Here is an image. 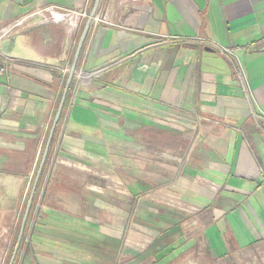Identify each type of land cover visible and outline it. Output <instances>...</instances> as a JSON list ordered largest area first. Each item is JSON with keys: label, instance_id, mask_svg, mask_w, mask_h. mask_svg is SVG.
Wrapping results in <instances>:
<instances>
[{"label": "crops", "instance_id": "crops-1", "mask_svg": "<svg viewBox=\"0 0 264 264\" xmlns=\"http://www.w3.org/2000/svg\"><path fill=\"white\" fill-rule=\"evenodd\" d=\"M87 1L0 0V31L44 12L1 44L0 264L78 45L41 19ZM97 15L76 69L102 74L61 113L18 264H264V0H101Z\"/></svg>", "mask_w": 264, "mask_h": 264}, {"label": "built area", "instance_id": "built-area-1", "mask_svg": "<svg viewBox=\"0 0 264 264\" xmlns=\"http://www.w3.org/2000/svg\"><path fill=\"white\" fill-rule=\"evenodd\" d=\"M44 12L42 11H35L33 13H31V15L29 16H25L19 20H17V22H15L14 24H12L10 27L2 29L0 31V76H4V74L7 71L8 65H9V58L6 56L4 50H2V42L4 39L8 38L11 36V34L20 26H23L24 24H26L28 21H30L32 18L34 17H41L43 18ZM48 16L46 18H44L43 20L41 19V23L42 24H61V23H65V25H67L68 28L71 29H81V26L85 24V22L89 19V13H88V1H87V5L86 7L83 8V10H66V9H61V10H55V11H48ZM107 20L104 17H100L99 15H96L94 18H92L91 24H90V29L88 31L87 37L89 34H91V32L96 29L95 27L102 25V24H106ZM261 52L264 53V39L261 41V47L259 49ZM222 52L227 53L229 55H232L233 53L231 52V50L229 49H222ZM69 64H66L65 67H63V69L60 70L61 73H63V76H68L69 75V70H70ZM75 76L73 78V81L76 82L73 84L74 89L72 90V93L70 94V99H69V106L68 109L71 108L74 104H75V97L78 93V90L81 87H86L89 86L92 81H94L96 78H98L101 74L102 71H93L91 72H85L83 71L82 68H77L75 71ZM84 76H90V78L87 81H83L82 77ZM72 81V82H73ZM72 85H70L71 87ZM70 90V91H71ZM30 185L26 187L25 192L28 193V189H29Z\"/></svg>", "mask_w": 264, "mask_h": 264}, {"label": "water", "instance_id": "water-1", "mask_svg": "<svg viewBox=\"0 0 264 264\" xmlns=\"http://www.w3.org/2000/svg\"><path fill=\"white\" fill-rule=\"evenodd\" d=\"M100 1L101 0H96L95 1L94 6H93V8L90 11L89 19L85 22V24L83 26L82 33H81V35L79 37V40L77 42L78 45H77V49H76L74 57H73L74 58L73 59V63L71 65V67H70L69 75L67 77V81H66V84H65V87H64L65 90H64L63 96H62V98L60 100L61 103L59 105L58 111H57V113L55 115L56 118H55V120H54V122L52 124L51 129H50V135H49V138H48L47 143L45 145V150L43 152V155H42V158H41V161H40L41 162L40 166H39V168L37 170V173H36V180H35L32 188L30 190L31 193H30V195L28 197V200L26 202V205H25L26 208H25V211H24L23 216H22V220H21L22 223H21V226H20V229H19L18 239H17L16 245H15V248H14V255L12 256L9 264H13L14 263L15 257H16V255L18 253L19 247H20L21 242L23 240V237H24L23 234H24L25 227H26V224H27V218H28L29 212H30V210L32 208L31 206H32L33 200H34L35 195H36L37 184H38V182H39V180L41 178L40 176L42 174L44 165L46 163L45 161H46L48 153H49L50 142H51V139H52V137H53V135L55 133L54 130H55L56 126L58 125L59 121H60V118H61L60 116H61V113L63 111L64 105H65L66 95H67V93L69 91V88H70L69 86L72 83L73 78H74L75 73H76L75 71H76L77 63L79 61V55H80V52H81V50H82V48H83V46L85 44L84 42H85V39L87 37L88 31L90 29L89 27H90L92 18H94L97 15V9L99 7ZM207 51L210 52L212 50L210 49V50H207Z\"/></svg>", "mask_w": 264, "mask_h": 264}, {"label": "rangeland", "instance_id": "rangeland-1", "mask_svg": "<svg viewBox=\"0 0 264 264\" xmlns=\"http://www.w3.org/2000/svg\"><path fill=\"white\" fill-rule=\"evenodd\" d=\"M82 30H83V25L81 26V29H80V31H79V35H78V38H79V36L81 35V33H82ZM78 38H77V41H78ZM77 44V43H76ZM72 62V61H71ZM71 62H69V66H71ZM66 81V80H65ZM64 81V82H65ZM76 82V79H75V81H73L72 83H71V88L74 86L73 84ZM77 83V82H76ZM74 89V87L72 88V90ZM71 90V89H70ZM72 90L71 91H69V93H68V95H70L71 93H72ZM69 106V105H68ZM68 106H66L65 107V109L63 110L64 112L62 113L63 115L67 112V109H68ZM60 117H62V115L60 116ZM63 120V119H62ZM60 121L59 122V126L63 123V121ZM33 178H32V180H31V184H30V187H29V189H28V193H26L25 191V193H26V195H25V197H24V209H23V211H22V214H21V216L19 217V219L17 220V227H16V232H15V236H12V239H11V241H9V240H7V243H5L6 244V248H8V250L7 251H4L5 250V247H4V250H3V260L1 261V264H9V262H10V260H11V258H12V256L14 255V248H15V245H16V242H17V239H18V233H19V229H20V226H21V220H22V215H23V213H24V211H25V205H26V202H27V200H28V197H29V195H30V190H31V188H32V184H33V182H34V180H35V174L32 176ZM26 189V188H25ZM32 214V213H31ZM30 222H29V224H28V226L30 225V223L33 221H31V217H30V220H29ZM33 223V222H32ZM27 226V227H28ZM23 240H22V242H21V245H20V247H19V250H18V253H17V255H16V257H15V260H14V263L13 264H18L20 261H21V257H22V254H23V251H22V249H23V247H24V244L26 243V236H25V231H24V234H23ZM179 264H194V261H192V259L191 258H189V259H186V260H184L183 262H179Z\"/></svg>", "mask_w": 264, "mask_h": 264}, {"label": "trees", "instance_id": "trees-1", "mask_svg": "<svg viewBox=\"0 0 264 264\" xmlns=\"http://www.w3.org/2000/svg\"><path fill=\"white\" fill-rule=\"evenodd\" d=\"M70 89H71V87H70ZM32 207V206H31ZM32 209H33V207L31 208V210H30V212H29V215H28V218H27V224H26V227L28 226V224H29V220H30V217H31V213H32ZM25 227V228H26Z\"/></svg>", "mask_w": 264, "mask_h": 264}, {"label": "bare ground", "instance_id": "bare-ground-1", "mask_svg": "<svg viewBox=\"0 0 264 264\" xmlns=\"http://www.w3.org/2000/svg\"><path fill=\"white\" fill-rule=\"evenodd\" d=\"M89 78H90V76H84V77H82V80L87 81Z\"/></svg>", "mask_w": 264, "mask_h": 264}]
</instances>
